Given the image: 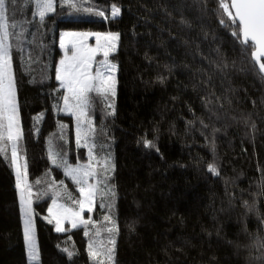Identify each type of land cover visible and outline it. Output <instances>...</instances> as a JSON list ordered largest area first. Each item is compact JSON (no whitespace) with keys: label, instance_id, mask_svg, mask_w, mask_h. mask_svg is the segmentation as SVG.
<instances>
[{"label":"trees","instance_id":"trees-1","mask_svg":"<svg viewBox=\"0 0 264 264\" xmlns=\"http://www.w3.org/2000/svg\"><path fill=\"white\" fill-rule=\"evenodd\" d=\"M223 3L232 12L231 0H66L41 20L35 0H9L37 264H264V76ZM63 31L119 34L116 93L91 95L87 145L76 140L73 116L60 113ZM5 146L0 264H31L11 141ZM90 149L98 162L90 223L58 232L46 219L50 203L79 208V185L64 167L87 163Z\"/></svg>","mask_w":264,"mask_h":264},{"label":"snow or ice","instance_id":"snow-or-ice-1","mask_svg":"<svg viewBox=\"0 0 264 264\" xmlns=\"http://www.w3.org/2000/svg\"><path fill=\"white\" fill-rule=\"evenodd\" d=\"M9 0H0V141H11V159L16 165V176H17V186L21 188V202L25 205L24 208V235L28 243V254L32 260L38 259V251L36 248L34 231L32 227L31 219V190L30 186L26 182V163L21 165L18 163L17 156V141L20 138L19 125L16 116V97L13 87V77L11 72V61L9 55L10 45L7 43L9 38V24L8 17L6 15V5ZM36 6L39 10V17L41 20L44 19L45 13L52 10V0H36ZM224 11L227 13L229 19L233 24L239 23L241 26L239 32L242 34L241 42L245 45H249L253 49L252 55L255 61L259 64V69L264 73V63H260V58L264 57V0H232L231 8L235 9V12L229 11V5L223 3L222 5ZM120 9L118 7L112 6L110 9V14L115 17L119 15ZM103 16L104 12L98 13ZM15 27V25H13ZM233 36L237 35V32L232 33ZM97 42L101 39L99 35L96 37ZM103 39L106 42L115 41L118 36H105ZM63 47L64 45L61 44ZM115 45L111 43H106L104 46H99L91 50H85L83 48L77 49L73 52L70 62L68 61L67 55L65 60L60 61V69L57 72L56 79L60 81L61 86L65 88L72 98L76 101L75 107L78 110L77 120L79 121L81 117L86 116L84 109L89 103L88 93L95 91L98 95L101 94V90H104L103 98L106 100L107 93L111 92L114 96V81L112 82V87H109L107 80L110 77L105 78L103 73H110L114 70L115 66L107 63L108 49L114 48ZM103 48L104 61L100 63L96 70V76L93 77L90 74L89 68L94 55ZM99 81V83H93V81ZM68 104V98L65 97V105ZM91 131L89 128L87 131H81L78 128V143L80 139H83L87 143L88 132ZM145 147L156 148V145L150 141H144ZM83 146V145H82ZM158 151V149H156ZM6 146L0 148V152L6 153ZM89 155L91 156V149L89 150ZM53 159V163H55ZM107 165V162L105 161ZM107 170V169H106ZM208 171L219 175L216 167L214 165L208 166ZM66 174L78 185H80L79 191L84 196V200L76 201L79 205V212L72 213L75 216H79L80 212L85 210L87 205V210L92 211V203L95 199L96 189L88 184V179L97 175L95 170L92 168L91 164L84 166L82 168H73L67 166ZM25 190H27V198L25 196ZM55 206V201L53 202ZM51 211V210H50ZM71 211V210H65ZM105 219H109L105 217ZM52 221L49 220V223ZM80 223L87 227L90 221L81 218ZM75 221L72 222V227H76ZM65 229L61 226L60 219L56 220V231H64ZM115 225L112 228H108L109 233L114 232ZM114 238H110L109 244L113 247H109L104 255L107 256L109 260L113 259L114 256ZM67 251V249H65ZM89 253L94 261L98 256V252L93 250V246L89 245ZM69 256L72 255L71 252L68 253ZM96 264H103L102 261H96Z\"/></svg>","mask_w":264,"mask_h":264},{"label":"rangeland","instance_id":"rangeland-1","mask_svg":"<svg viewBox=\"0 0 264 264\" xmlns=\"http://www.w3.org/2000/svg\"><path fill=\"white\" fill-rule=\"evenodd\" d=\"M60 2L64 3V2H66V0H52V5H53L52 10L49 11V12H46L45 15L52 13L54 11L56 5L58 3H60ZM230 7H231V5H230ZM35 12L39 16V14H38L39 10H38V8L36 6V0H35ZM119 15H120V13H119ZM119 15H117V16H119ZM117 16H115V17H117ZM97 35H99L101 37L99 42H97V39H96ZM110 35L118 36V39L115 40V41L106 42L103 39V37L110 36ZM118 40H119V34L116 33V32H93V31H63V32H61L60 37H59V49H60V53L61 54H60V56H59V58L57 60L56 76H57L58 70L60 69V61L61 60H65L66 59V55H67L68 61L70 62L71 57L73 55V52L75 50H77V49L83 48L85 50H91V49L97 48L98 45L99 46H104V45H106V43H111V44H114L115 47L108 49L107 63L110 64V65H114L115 68L110 73H103V76L105 78H108V77L111 78V79L107 80V84H108L109 87H112V82L114 81V91L116 93V85H117V80H118V76H117L118 65H117V63H115L111 59V55L114 54L116 52L117 48H118ZM61 44H63L64 46L62 47ZM104 60H105V58L103 56V48H101V50L98 51L94 55V57L92 59V62H91V65H90V68H89L90 74L93 77L96 76V70H97L98 66L100 65V63L102 61H104ZM57 81L59 82L60 87L64 90L63 99H62V105H61V108H60V113L65 114V115L73 116L74 121H75V135H76V140L78 141V135H77L78 128L82 132L83 131H87L89 128L91 129L92 119L88 116V112H87L89 103H88L87 107L84 109V111L86 113V116L81 117V119L78 121L77 120L78 110L75 107L76 101L72 98V96L68 93V91L61 86L60 81L59 80H57ZM93 83H99V81H95L94 80ZM94 92L95 91L88 93L89 100L91 98V95ZM101 93L105 94L103 89L101 90ZM107 95H112V94H111V92H108ZM65 97L68 98L67 106L65 105ZM16 116H17V122H18V125H19V132H20V138L17 141V149H18L17 150V156L19 158L18 159V163H20L21 165L26 163V177H25V179H26L27 178V162H26V157H25L24 143H23V138H22V127H21V124H20V117H19V110H18L17 103H16ZM91 133H92V129H91V131L88 132L87 143L89 141V137H90ZM87 143H85L83 139H80L79 144L87 145ZM89 164H91V166H92V168L94 170H95V168L98 165V162H97L92 150H91V156L89 155V160H88L87 163L78 164V165H72L71 167H73V168H82V167L87 166ZM15 167H16V165H15ZM66 168L67 167H64L65 175L68 178H70L66 174ZM110 168H111V166L107 162V165L105 164L103 173H105V174L107 173L108 174L109 172H111ZM108 175H110V173ZM95 177L96 176L90 177L88 179V184L92 185L96 189V193H97V182L95 180ZM79 188H80V185H79ZM20 191H21V188H20ZM25 196L27 198V190L25 192ZM30 199H31V197H30ZM82 200H84V196L81 194L80 201H82ZM31 201H32V199H31ZM54 201H55V206L53 204ZM95 203H96V195H95V199H94V201L92 203V211L89 212L87 210V205H86L85 206V210L83 212H80L79 216H75L72 213L79 212V208L77 210H75V209H72L71 207H67V206L63 205L62 203H60L57 200H52L51 203H50L49 209H48V214H47L46 219L47 220H51L52 222L55 223V230H56V220L60 219L61 226L65 230L64 231H59V232H65L67 230H73V229H76V228L82 226V224L80 223L81 218H83L84 220H89L90 219L87 216V214H91L93 212V210L95 208ZM30 207H31V212H32V214H31L32 227H33V231H34L35 243H36V248H37V238H36V230H35V215H34L32 202H31ZM24 208H25V205L23 204L22 205L23 228H24V219H25ZM65 210H71V211H65ZM73 221L76 222V224H77L76 227H72V222ZM27 248H28V243H27ZM37 251H38V249H37ZM38 261H39V256H38L37 260H32L31 259V264H37Z\"/></svg>","mask_w":264,"mask_h":264},{"label":"water","instance_id":"water-1","mask_svg":"<svg viewBox=\"0 0 264 264\" xmlns=\"http://www.w3.org/2000/svg\"><path fill=\"white\" fill-rule=\"evenodd\" d=\"M231 3H232V0H231ZM231 10L233 13L235 12V9L231 8ZM241 37H242V34H241ZM249 43L251 44V41H249ZM253 59H254V57H253ZM254 62L256 63V65L258 66V69H259V64L255 61V59H254ZM260 63H264V57L260 58ZM259 71H260V69H259ZM260 73L264 76V73H262L261 71H260Z\"/></svg>","mask_w":264,"mask_h":264}]
</instances>
